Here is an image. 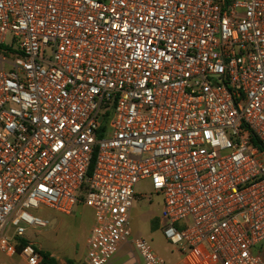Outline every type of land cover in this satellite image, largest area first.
Instances as JSON below:
<instances>
[{"label": "built area", "instance_id": "obj_1", "mask_svg": "<svg viewBox=\"0 0 264 264\" xmlns=\"http://www.w3.org/2000/svg\"><path fill=\"white\" fill-rule=\"evenodd\" d=\"M0 46V253L40 264L30 211L84 204L86 264H167L132 237L149 179L184 264H264V0H0Z\"/></svg>", "mask_w": 264, "mask_h": 264}, {"label": "rangeland", "instance_id": "obj_2", "mask_svg": "<svg viewBox=\"0 0 264 264\" xmlns=\"http://www.w3.org/2000/svg\"><path fill=\"white\" fill-rule=\"evenodd\" d=\"M136 192L137 198L130 219L133 239L147 240L153 250L167 262H175L180 252L164 237L161 223L162 196L153 192L149 179L141 181L137 185ZM84 196L83 191L82 197ZM30 212L48 220L49 224L46 228H28L25 238L33 239V242H37L35 246L40 251L51 254L61 264H86V240L92 218H94V211L91 208L81 205L72 216L48 208ZM186 223L188 224L186 220L181 222L178 228L182 229ZM13 232L14 230H11V233ZM132 255L131 258L136 257ZM0 262L27 264L19 255L8 257L3 253H0Z\"/></svg>", "mask_w": 264, "mask_h": 264}, {"label": "crops", "instance_id": "obj_3", "mask_svg": "<svg viewBox=\"0 0 264 264\" xmlns=\"http://www.w3.org/2000/svg\"><path fill=\"white\" fill-rule=\"evenodd\" d=\"M81 205H84V204H79L76 208V210L81 206ZM85 206V205H84ZM75 210V211H76ZM74 211V213H75ZM73 213V214H74ZM71 214V216L73 215ZM94 222H95V218H92V221H91V225H90V229H89V232H88V237L91 233V230L93 228V225H94ZM88 237H87V240H88ZM165 237V236H164ZM25 239L26 241H30L32 243H36L37 242H33V239H30V238H23ZM28 239V240H27ZM87 240H86V249H87ZM257 252L261 255L262 259L264 260V243L259 246V248L257 249ZM136 255V257L134 256V258H131L133 255ZM87 255V254H86ZM86 255H85V258H86ZM179 255V258L176 259L175 262L173 263H169L166 261L167 264H184L183 263V256L181 253L178 254ZM162 257V256H161ZM28 264V263H27ZM61 264V263H60ZM109 264H141V258L140 256L137 254V252L135 251L133 245L131 242L129 243H125V244H122L120 246V249L119 251L116 253V255L114 256L113 260L109 263Z\"/></svg>", "mask_w": 264, "mask_h": 264}, {"label": "trees", "instance_id": "obj_4", "mask_svg": "<svg viewBox=\"0 0 264 264\" xmlns=\"http://www.w3.org/2000/svg\"><path fill=\"white\" fill-rule=\"evenodd\" d=\"M5 46H0V50H2ZM252 142L255 146L259 147L261 150L264 151V145L259 142L258 139L253 138ZM28 241H26L23 238H17L16 239V245L18 249H21ZM40 254L42 256V260L40 264H60V262L54 258L51 254L47 252L40 251Z\"/></svg>", "mask_w": 264, "mask_h": 264}]
</instances>
